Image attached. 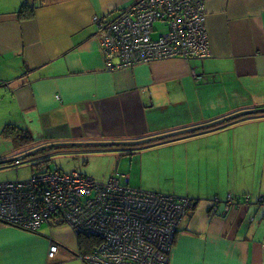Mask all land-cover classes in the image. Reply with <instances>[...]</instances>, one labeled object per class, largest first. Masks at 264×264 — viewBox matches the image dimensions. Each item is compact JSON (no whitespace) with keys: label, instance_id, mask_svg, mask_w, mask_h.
Returning a JSON list of instances; mask_svg holds the SVG:
<instances>
[{"label":"crops","instance_id":"obj_1","mask_svg":"<svg viewBox=\"0 0 264 264\" xmlns=\"http://www.w3.org/2000/svg\"><path fill=\"white\" fill-rule=\"evenodd\" d=\"M135 1L0 0V133L10 122L39 145L131 140L264 105V0H205L207 58L109 69L93 17L113 19ZM184 134L134 153L150 160L121 173L132 187L195 202L169 264H264V118ZM0 264L84 262L67 225L0 220Z\"/></svg>","mask_w":264,"mask_h":264},{"label":"built area","instance_id":"obj_2","mask_svg":"<svg viewBox=\"0 0 264 264\" xmlns=\"http://www.w3.org/2000/svg\"><path fill=\"white\" fill-rule=\"evenodd\" d=\"M204 5L205 0H136L113 19L94 16L106 66L207 58ZM235 203L229 195L225 211ZM191 205L186 197L132 187L118 173L101 182L76 169L55 168L0 182L1 221L29 231L52 221L99 240L91 253L80 254L84 264H169ZM56 249L52 243L48 255Z\"/></svg>","mask_w":264,"mask_h":264},{"label":"rangeland","instance_id":"obj_3","mask_svg":"<svg viewBox=\"0 0 264 264\" xmlns=\"http://www.w3.org/2000/svg\"><path fill=\"white\" fill-rule=\"evenodd\" d=\"M45 142L46 143L43 144H47L48 141ZM37 146H39L37 141H33L27 145H22L15 137L4 136L0 133V160L12 158ZM145 149L148 148H144L140 151ZM141 155L144 156L141 159L138 158ZM48 158L49 161L47 164L52 169L59 168L64 171L76 169L79 172L89 175L101 182L106 181L110 176L115 175L116 173H129L131 171L129 168L132 163L144 165L150 160L148 154L145 155L144 153H139L136 156L133 154L120 156L118 151L99 152L90 150H75V148L70 151H58L51 153L48 155ZM31 164L32 161H23L14 165L0 167V182L27 179L33 172H35V169L32 168ZM143 172V178L146 175L152 181V174L150 175L149 173H145L144 170Z\"/></svg>","mask_w":264,"mask_h":264},{"label":"trees","instance_id":"obj_4","mask_svg":"<svg viewBox=\"0 0 264 264\" xmlns=\"http://www.w3.org/2000/svg\"><path fill=\"white\" fill-rule=\"evenodd\" d=\"M24 7H25V5L23 6V8ZM29 15H31V12L30 13L29 12L24 13V17H27ZM259 107H264V105H260ZM250 118H264V112L253 114V115H246V116H242V117H237V118L231 119L229 121H226L224 123L218 124L214 127L201 128L200 130H196V131L191 132V133H186L183 135V137L207 132L210 130L220 129V128L226 127L228 125L234 124L236 122H239V121H242L245 119H250ZM1 135L15 137L16 140L22 145H27L33 141L38 142V140L34 139V137L31 135V133L28 130L21 128L20 126L14 124V123H10V122L4 124V126L1 129ZM117 140H122V139H117ZM172 140L173 139L170 138V139L161 140L158 142L143 143V144H137V145L88 143V142H98V141H103V140L81 141V143H77V144H63V145H59V146H55V147L45 148L43 150H40V151L32 154L31 156L14 159V160L8 161L5 164H0V167H4L7 165H14V164H17V163L23 162V161H32L31 166L35 170L49 171L52 168H50V166L47 164V162L49 161L48 155L51 153H54V152L70 151V150H73L75 148V150H90V151H99V152L100 151H105V152L106 151H118L119 155L124 156V155H131V154L137 153L141 149H144L148 146H152V145L164 143V142H170ZM18 155H16V156H18ZM193 203H194V201L192 200V205H191L190 209L194 206ZM76 239L78 242V248H79L81 255L91 253L93 251L94 247L99 242V240H97L93 237L86 236L83 233H77Z\"/></svg>","mask_w":264,"mask_h":264},{"label":"water","instance_id":"obj_5","mask_svg":"<svg viewBox=\"0 0 264 264\" xmlns=\"http://www.w3.org/2000/svg\"><path fill=\"white\" fill-rule=\"evenodd\" d=\"M262 112H264V107H254V108H250V109H246V110H242V111L232 113V114L227 115L225 117H222L220 119H216V120H213V121H210L207 123H203L200 125L189 127V128H186V129H183L180 131L171 132L168 134L150 136V137L140 138V139L103 140V141L88 142V143L137 145V144H143V143L158 142V141H161L163 138L169 137V136L174 135V134L192 132V131L200 130L201 128H210V127H214L218 124L224 123L226 121H229V120L237 118V117H242V116H246V115H253V114L262 113ZM77 143H81V142H52V143L43 144V145L37 146V147H35L29 151L23 152V153L19 154L18 156H14V157L9 158V159H1L0 164H5L8 161H11L14 159L31 156L32 154H34L40 150H43L45 148L55 147V146H59V145H63V144H77ZM193 204H195V202Z\"/></svg>","mask_w":264,"mask_h":264}]
</instances>
